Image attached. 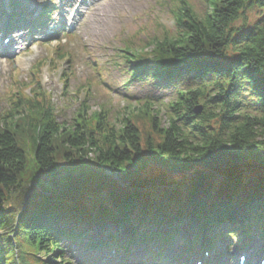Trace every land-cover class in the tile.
<instances>
[{"label": "trees", "instance_id": "16d2710c", "mask_svg": "<svg viewBox=\"0 0 264 264\" xmlns=\"http://www.w3.org/2000/svg\"><path fill=\"white\" fill-rule=\"evenodd\" d=\"M172 1L173 35L153 39L146 50L131 44L120 50L129 74L124 88L146 80L204 85L177 94L165 125L147 103H127L114 122L104 105L89 114L91 85L78 90L87 99L74 124H59L40 74L46 65H66L61 79L67 90L74 58L61 44L34 66L31 83L13 86V108L0 116V264H70L60 254L65 239L92 251L128 250L139 239H178L190 249H204L209 237L264 239V116L245 112L239 100L246 84L264 111V0H206L202 14L188 0ZM254 10L260 12L257 23L235 29ZM14 16L11 26L26 18ZM206 83L217 95L207 98ZM24 138L35 148L34 183L25 180ZM79 159L91 167L58 168ZM150 167L160 170L164 186L147 179ZM157 186L164 191L153 198ZM101 195L108 204L83 203ZM219 225L226 230L215 233Z\"/></svg>", "mask_w": 264, "mask_h": 264}, {"label": "rangeland", "instance_id": "374dc122", "mask_svg": "<svg viewBox=\"0 0 264 264\" xmlns=\"http://www.w3.org/2000/svg\"><path fill=\"white\" fill-rule=\"evenodd\" d=\"M14 1L0 0V5L9 7ZM188 1L197 13L202 14L207 9L206 0ZM53 4L56 10L51 12V17L43 30L40 27L27 30L32 31V34L28 33L30 35H27L29 37L25 39L27 40L25 43L30 44H27L29 46L23 54L10 59L5 57L4 46L1 43L4 36L0 31V116L13 108L14 104L8 100V96L16 83H31L29 73L31 66L38 60L47 59L49 55H52L50 52L57 44H48L47 41L51 40H54L53 42L59 40L61 45L65 44V50H69L74 58L72 65L75 78L70 82L67 90L61 79L66 65L56 70L47 66L40 76L43 89L50 94L59 124L69 126L74 124L75 113L80 104L87 99L85 95H77L82 86H92V96L87 100V106L90 108L89 114L99 111L101 105H104L113 112L111 121L114 122L118 116L124 114L122 107L127 106V103H130L133 108H138V104L147 103L153 106L155 112H159L163 125L168 118V104L176 100L180 91H195L204 86L200 83L186 81L163 85L153 80H146L142 83H130L126 88L123 87L129 74L127 70H124L126 66L120 59V50L128 44L146 50L153 39L173 35L175 27L171 15V10L174 8L172 0H34L32 4H25L23 10L26 15L39 20L43 18L40 16V10L43 11L45 7H51ZM259 19L260 12L254 10L247 14V21L240 20L234 27L243 29L246 26L244 29L249 30ZM45 30L54 35L47 38ZM17 39H19L18 36H16ZM209 84H205L209 92L208 99L218 93V89L209 87ZM225 88H228V85ZM240 91L239 100L243 102L245 112L252 116H264V111L257 106L249 87L245 84ZM27 92L29 93L30 90ZM125 95H129L131 99L124 98ZM198 107L203 112V102ZM24 140L25 144L22 142L20 146L27 160L25 180L34 183L38 177L34 160L35 148L33 145H28L27 138ZM90 158L93 160L94 156ZM91 163L87 164L79 159L75 163H59L58 168L61 172H72L89 168ZM146 172L148 180L154 179L161 182L162 186L165 185L164 180L159 178L161 172L157 167H150ZM186 187L187 185L183 182L178 184L181 192H184ZM163 191L164 188L157 186L152 190L151 196L157 198ZM86 202L93 203L94 201ZM106 203L109 202L106 201ZM59 246L63 259L70 264H144L138 262V258L142 257L147 260L151 257V252L153 256L161 254L167 260H172L171 264H194L196 259L202 257L198 249L188 251L185 244L179 243L177 239L167 245L144 241L128 251H118L115 248L91 251L69 239L62 240ZM222 250L225 254H221ZM248 251L250 254H256L259 251L258 255L264 259V239L252 241ZM244 252L241 250V244L233 239L231 245L226 243L217 249L218 255L222 256L221 259L218 256L215 262L210 260L206 264H220L222 261L223 264H236L238 256L245 254ZM179 255L181 257H178ZM176 257H178L177 260H175ZM149 261L152 262V260ZM250 262L259 263L254 260V257ZM151 264H159V262Z\"/></svg>", "mask_w": 264, "mask_h": 264}, {"label": "water", "instance_id": "95a60500", "mask_svg": "<svg viewBox=\"0 0 264 264\" xmlns=\"http://www.w3.org/2000/svg\"><path fill=\"white\" fill-rule=\"evenodd\" d=\"M201 112H202V109H201L200 107H197V108L194 110V113H195L196 115L201 114Z\"/></svg>", "mask_w": 264, "mask_h": 264}]
</instances>
